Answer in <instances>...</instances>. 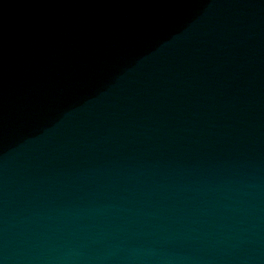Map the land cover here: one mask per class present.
I'll list each match as a JSON object with an SVG mask.
<instances>
[{
	"label": "water",
	"instance_id": "obj_1",
	"mask_svg": "<svg viewBox=\"0 0 264 264\" xmlns=\"http://www.w3.org/2000/svg\"><path fill=\"white\" fill-rule=\"evenodd\" d=\"M0 264H264V0H0Z\"/></svg>",
	"mask_w": 264,
	"mask_h": 264
}]
</instances>
